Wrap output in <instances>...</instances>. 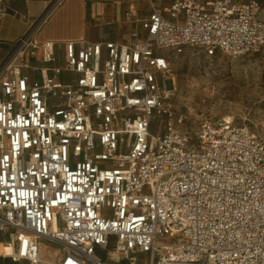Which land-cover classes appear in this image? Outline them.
<instances>
[{
	"label": "built area",
	"instance_id": "2783aa9c",
	"mask_svg": "<svg viewBox=\"0 0 264 264\" xmlns=\"http://www.w3.org/2000/svg\"><path fill=\"white\" fill-rule=\"evenodd\" d=\"M16 1L0 0V20ZM64 1L0 65V233L13 246L3 257L264 264V136L226 118L197 129L175 108L172 70L186 47L208 58L263 47L261 2L127 0L142 29L129 43L40 42Z\"/></svg>",
	"mask_w": 264,
	"mask_h": 264
},
{
	"label": "rangeland",
	"instance_id": "374dc122",
	"mask_svg": "<svg viewBox=\"0 0 264 264\" xmlns=\"http://www.w3.org/2000/svg\"><path fill=\"white\" fill-rule=\"evenodd\" d=\"M171 0H162L164 4ZM264 9V0H259ZM176 81L175 108L189 114L198 129L208 120L228 116L264 136V46L242 56H205L197 47H186L172 58ZM167 88L173 81L166 79ZM0 241H5L1 236ZM0 264H15L0 256Z\"/></svg>",
	"mask_w": 264,
	"mask_h": 264
},
{
	"label": "crops",
	"instance_id": "0c3cea01",
	"mask_svg": "<svg viewBox=\"0 0 264 264\" xmlns=\"http://www.w3.org/2000/svg\"><path fill=\"white\" fill-rule=\"evenodd\" d=\"M52 1L18 0L12 14L0 20V65L12 52L16 40L33 27ZM135 7L142 10L144 4L137 1ZM128 8L127 0H65L39 29L38 40L55 43L115 40L129 43L142 29L126 17ZM144 14L140 13V16ZM56 52L58 63L63 62L62 47L57 45Z\"/></svg>",
	"mask_w": 264,
	"mask_h": 264
},
{
	"label": "bare ground",
	"instance_id": "6f19581e",
	"mask_svg": "<svg viewBox=\"0 0 264 264\" xmlns=\"http://www.w3.org/2000/svg\"><path fill=\"white\" fill-rule=\"evenodd\" d=\"M227 119L231 120V117L228 116ZM13 246L10 242L0 241V256H7L12 254Z\"/></svg>",
	"mask_w": 264,
	"mask_h": 264
}]
</instances>
